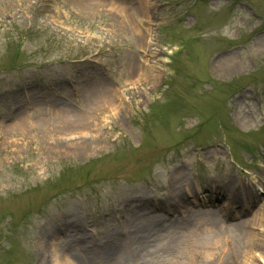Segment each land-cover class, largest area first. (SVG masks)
Listing matches in <instances>:
<instances>
[{"label": "rangeland", "instance_id": "1", "mask_svg": "<svg viewBox=\"0 0 264 264\" xmlns=\"http://www.w3.org/2000/svg\"><path fill=\"white\" fill-rule=\"evenodd\" d=\"M115 1L134 18L121 24L113 0H0V264H39L38 227H57L61 250L76 217L92 242L74 248L114 245L144 222L126 211L139 192L165 217L195 209L183 191L165 202L181 165L198 197L264 206V0H152L160 78L135 86L148 24L138 0ZM111 86L124 102L102 120L108 104L84 89ZM94 121L100 140L59 138Z\"/></svg>", "mask_w": 264, "mask_h": 264}, {"label": "bare ground", "instance_id": "2", "mask_svg": "<svg viewBox=\"0 0 264 264\" xmlns=\"http://www.w3.org/2000/svg\"><path fill=\"white\" fill-rule=\"evenodd\" d=\"M88 1L85 0L89 3ZM113 1L111 11L116 13L121 24L134 18L131 7L125 4L122 5L123 1ZM137 3L135 8L141 9L145 13L148 32L141 24V26L139 25L140 29H135L140 37L141 49L147 56H143L137 73L134 69L131 74L135 77L134 86L147 78H160V73H156L158 71L157 67L151 61V57L156 53L152 48V45L155 44L154 41L152 42L154 29L151 23L152 15L150 14L153 2L152 0H138ZM135 22L137 26V21L135 20ZM135 73L136 75H134ZM84 91L94 108L97 109L108 104L109 109H103L104 118L102 120H114L119 116L120 105L124 102V99L118 93L117 88L111 86L109 89L100 90L91 87L85 88ZM13 108L15 110L16 106ZM75 115L80 118L77 113L71 114V116ZM62 116H64V119L68 117L66 115ZM24 118L26 119V117H22L18 121L23 128L26 126L24 125ZM95 119L94 116L93 120ZM26 121L27 123L34 122L27 119ZM101 123L103 122L94 121L91 125L71 123L69 129L65 133H61L59 138L68 140V138L78 139L90 136L93 140H100L102 135L99 130L100 125L104 126V123ZM92 125L98 129H94ZM173 174L178 184L174 188L172 187L171 190L169 186H166L169 189L168 195L171 198L166 199L165 202H171L172 198L177 200L179 197L182 198L184 196L183 191L191 198L194 206L199 204L202 206L195 209L187 208L181 214L179 210H170L173 215L165 217L164 214L156 212L163 207L161 203L163 199L156 201L147 191L139 192L130 197L131 205L126 211L134 215L137 214V219H143V224L141 223V225L133 227L130 231L128 230L121 238L114 241V245H110V242L104 243L103 246L97 244L96 248L90 250V252L87 249L78 250L73 245L79 240H83L85 243L87 241L92 242L91 239L88 240L87 235L84 233L85 228H78L77 220L79 217L68 224L65 223L64 226L71 225V234H65L67 238L60 244L63 247L61 250L55 247V241L58 240L57 227L56 230L49 228V231V229L46 230V226L40 225L36 231L41 254L39 264H206V262L214 264H229L230 262L232 264H260L264 259L262 246L264 236L259 234L257 227H264V206L253 213L251 223H247L249 227L233 224L227 228L224 222L228 216L234 214V218L239 219L244 213L238 212L236 207H220V204H212L213 202H209L212 199L207 195L196 196V193L189 188L191 177L188 173H185L184 165L178 166ZM216 208L222 215V221L220 215L214 213L215 210L213 209ZM246 209H249L248 205H246ZM177 212H179L178 215L175 214ZM241 212L244 211L241 210ZM243 223L246 222L242 221ZM132 232L135 234L134 237ZM116 241L118 242L117 245H115ZM49 245L51 246L50 249H48ZM149 247H152V249H149ZM231 253L236 254L232 259L229 257Z\"/></svg>", "mask_w": 264, "mask_h": 264}]
</instances>
